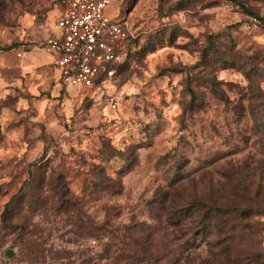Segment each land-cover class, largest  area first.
Masks as SVG:
<instances>
[{
	"label": "rangeland",
	"instance_id": "obj_1",
	"mask_svg": "<svg viewBox=\"0 0 264 264\" xmlns=\"http://www.w3.org/2000/svg\"><path fill=\"white\" fill-rule=\"evenodd\" d=\"M180 1L114 0L139 36L84 90L46 62L59 3L0 0V264L134 237L153 264H264V0Z\"/></svg>",
	"mask_w": 264,
	"mask_h": 264
},
{
	"label": "built area",
	"instance_id": "obj_2",
	"mask_svg": "<svg viewBox=\"0 0 264 264\" xmlns=\"http://www.w3.org/2000/svg\"><path fill=\"white\" fill-rule=\"evenodd\" d=\"M56 1L61 6L56 19L60 33L47 37L44 46L54 56L57 81L65 87L99 89L97 75L107 64L123 59L120 49L129 32L127 23L108 12L114 0ZM109 105L115 108L113 97Z\"/></svg>",
	"mask_w": 264,
	"mask_h": 264
},
{
	"label": "trees",
	"instance_id": "obj_3",
	"mask_svg": "<svg viewBox=\"0 0 264 264\" xmlns=\"http://www.w3.org/2000/svg\"><path fill=\"white\" fill-rule=\"evenodd\" d=\"M181 3L186 2V0H181ZM243 6V5H242ZM247 10V9H246ZM249 14H254L251 11H248ZM254 16H256V18H258L259 20H261L262 22H264V19L256 14H254ZM138 33H130L128 32L127 37L120 49V52L123 54V59L120 63L118 64H107L105 67V70H103L102 72H100L95 81L97 83L101 82V78L104 75H109L110 70L114 69L113 67L116 66H120L124 63H126L128 61V57H130L131 54V48L134 47V41L137 40L138 38ZM190 84H191V80L189 78H187L186 80V85L185 87L187 88V90L190 92L191 96H194V93L192 91V89L190 88ZM62 87L65 89L66 87L64 85H62ZM260 92L262 94L261 96V105L264 107V89L260 87ZM240 182V181H239ZM236 183V185L233 187L234 190L238 191L239 190V185L242 184V182L240 183ZM62 189V188H61ZM195 207L194 209H200L201 206H203L204 201H198L195 200ZM231 202L233 203H237L235 200H232ZM209 210H211L212 212H214L216 215L221 214L224 211V208L220 207V205H218L215 202H210L208 205ZM92 228L88 229V234L91 235L92 234ZM133 245V244H132ZM106 250V249H105ZM118 251V253H116V251ZM147 251L143 248V246H141V242L139 240V238H135L134 237V249L133 246H131L130 244H123L121 247H115V249L110 252L109 249H107L105 251L106 254H108V256H106L107 260L109 261L108 264H153L154 260L152 259V256H149L148 253H146ZM97 264V263H96Z\"/></svg>",
	"mask_w": 264,
	"mask_h": 264
},
{
	"label": "crops",
	"instance_id": "obj_4",
	"mask_svg": "<svg viewBox=\"0 0 264 264\" xmlns=\"http://www.w3.org/2000/svg\"><path fill=\"white\" fill-rule=\"evenodd\" d=\"M56 1V0H55ZM60 5V4H59ZM60 10H61V6L59 7V9H56V12H57V15H56V18H55V21H54V24H53V30L55 31H57V29H56V19H57V17H58V15H59V13H60ZM108 12L111 14V15H113L112 13H113V11H112V9L109 7L108 8ZM59 33L58 32H51V35H47V37H50V36H52V35H58ZM45 47V46H44ZM45 50H47L48 52H49V54H48V56H47V60L48 61H46V62H52V64H53V70H54V72H55V74H56V78H57V72H56V70H55V66H54V56L50 53V51L45 47ZM29 54H30V52H25V55H27V56H29ZM30 57V56H29ZM27 58L28 57H26L25 58V60H27ZM35 60H37L38 62H39V59L36 57L35 58ZM25 62V61H24ZM67 88V87H66ZM73 88V87H72ZM73 89H75V88H73ZM69 90V89H68ZM71 90V89H70Z\"/></svg>",
	"mask_w": 264,
	"mask_h": 264
}]
</instances>
